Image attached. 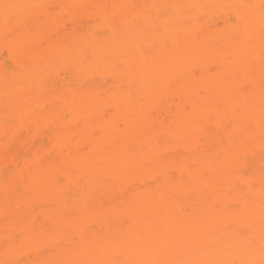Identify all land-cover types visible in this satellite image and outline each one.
<instances>
[{
	"label": "bare ground",
	"instance_id": "bare-ground-1",
	"mask_svg": "<svg viewBox=\"0 0 264 264\" xmlns=\"http://www.w3.org/2000/svg\"><path fill=\"white\" fill-rule=\"evenodd\" d=\"M262 91L264 0H0V264H260Z\"/></svg>",
	"mask_w": 264,
	"mask_h": 264
},
{
	"label": "snow or ice",
	"instance_id": "snow-or-ice-1",
	"mask_svg": "<svg viewBox=\"0 0 264 264\" xmlns=\"http://www.w3.org/2000/svg\"><path fill=\"white\" fill-rule=\"evenodd\" d=\"M6 9L15 7L14 5H5ZM165 14V13H162ZM12 19L11 16H6V22H10ZM262 101H264V91L261 93ZM261 128L264 129V103H262V110H261ZM242 183H249L248 181H245L243 178H241ZM249 186L251 187V184L249 183ZM261 195L262 199H264V174L261 176ZM247 197H243L241 201L237 202L234 205V208L232 205H224V210H239L242 203L247 202ZM214 209L221 208V205L219 203L212 206ZM262 212H264V205H262ZM262 256H264V248H262ZM81 264H96V262H81ZM150 264H232V262L228 261H222V260H215V259H191V260H168V261H153L150 262ZM241 264H251V262L248 261H242ZM260 264H264V259L261 260Z\"/></svg>",
	"mask_w": 264,
	"mask_h": 264
},
{
	"label": "rangeland",
	"instance_id": "rangeland-1",
	"mask_svg": "<svg viewBox=\"0 0 264 264\" xmlns=\"http://www.w3.org/2000/svg\"><path fill=\"white\" fill-rule=\"evenodd\" d=\"M206 1H210V0H206ZM251 3L253 1H256V0H249ZM209 10V14L212 15V16H215V15H219L220 13L221 14H226L228 17H229V24H234V22L236 21L235 19V16H234V13L231 9L230 6L228 5H215L213 4ZM224 26L220 23L219 25L217 26H214L213 29L214 30H220L222 29ZM7 66H10V64L8 63Z\"/></svg>",
	"mask_w": 264,
	"mask_h": 264
}]
</instances>
